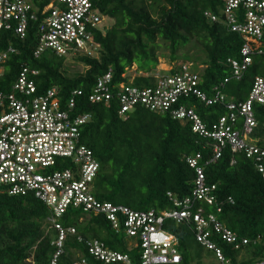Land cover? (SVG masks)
<instances>
[{
    "label": "trees",
    "instance_id": "16d2710c",
    "mask_svg": "<svg viewBox=\"0 0 264 264\" xmlns=\"http://www.w3.org/2000/svg\"><path fill=\"white\" fill-rule=\"evenodd\" d=\"M94 6L102 16L112 19L110 26L104 25L105 29L92 30L98 44L94 56H58L50 49L34 56L38 45L34 20L28 23L23 38L0 29V50L9 45L17 50L8 58L0 87L8 91L24 65L39 71L34 77L37 91L43 93L55 86L62 105L71 90H80L70 114H91L81 128L80 141L98 163L93 193L99 201L135 210L175 208L167 193L176 199L190 195L196 173L186 158L200 154L197 165L203 167L206 182L216 187V202L203 204L205 210L213 212L225 227L236 232L238 242L243 238L247 242L235 249L216 234L212 240L222 249L229 264L264 260V171L258 170L254 158L225 148L218 159L206 163L211 141L192 132L190 122L141 105L121 116L115 98L107 103L88 101L97 77L109 68L113 83L128 82L131 74L127 70L137 64L143 74L134 76L132 84L152 86L159 54L169 62L180 60L178 64H189L200 78L198 87L208 96L216 86L226 100L242 102L254 78L259 76L264 80V53H251V62L241 78L230 77L232 70L227 59L240 60L244 37L228 25L223 0H94ZM205 12L215 15L216 20L212 21ZM67 59L81 63L84 70L69 73ZM172 68L169 72L176 70ZM226 77L228 81L224 82ZM182 100L186 107L195 109L207 126L226 111L221 103L205 105L195 96ZM252 109L256 125L250 135L251 144L264 149V105L254 104ZM51 211L32 195L0 192V264H28L27 261L51 264L58 236V230L49 220ZM55 222L63 228H74L73 233L64 237L56 264H75L81 257L88 264H103L88 253L86 241L92 239L109 249L128 253L139 264L138 247L129 249L133 238L125 236L122 228L113 230L102 214H85L68 207ZM193 226L172 219H165L162 225L178 240L179 264H212L204 260L209 256L196 241Z\"/></svg>",
    "mask_w": 264,
    "mask_h": 264
},
{
    "label": "built area",
    "instance_id": "2783aa9c",
    "mask_svg": "<svg viewBox=\"0 0 264 264\" xmlns=\"http://www.w3.org/2000/svg\"><path fill=\"white\" fill-rule=\"evenodd\" d=\"M223 1L228 25L244 37L240 60L227 59L232 70L230 77L238 80L251 62V53H264V0ZM205 15L216 20L215 15L208 12ZM104 18L94 6V0H0V29L23 38L28 23L37 21L38 45L34 56L44 49L65 57L96 55L98 44L94 42L92 30L105 29L104 24L99 27ZM16 52L11 45L0 50V83L8 58ZM189 66L178 64L171 67L176 69L174 72H169L170 68L154 75L152 86L133 85V78L113 83V72L109 68L97 77L88 101L107 103L115 98L121 116L141 105L150 111L165 112L188 121L192 132L211 141V154L206 163L218 159L228 148L231 153L241 152L254 158L258 170L263 172L264 149L251 144L250 135L256 125L253 105H264V80L256 76L246 99L236 103L226 100L216 86L208 96L198 87L200 78ZM38 73L37 69L22 65L8 91L0 87V192L32 195L52 210L49 220L58 230V236L51 264H56V257L62 253L66 234L74 232L73 227L63 228L55 222L68 207L78 208L85 214H102L116 232L122 228L125 236L133 238L129 249L138 247L139 264H179L181 261L176 236L162 227L165 219L193 223L196 241L212 251L220 264L230 263L212 235L233 244L235 249L247 240L243 238L238 242L236 232L225 227L213 212L205 210L203 204L216 202V187L206 182L203 167L197 165L200 154L186 158L196 173L190 195L176 199L167 193L175 208L135 210L99 201L93 193L98 163L91 150L80 141L81 128L91 114H70L80 90H71L62 105L55 86L43 93L37 91L34 77ZM223 81H228V77ZM188 96H195L205 105L221 103L226 111L207 126L192 106L186 107L182 98ZM219 210L217 207L216 211ZM86 245L88 253L103 264H135L128 253L109 249L97 239L86 241ZM75 264L88 262L81 257ZM251 264H264V260Z\"/></svg>",
    "mask_w": 264,
    "mask_h": 264
},
{
    "label": "rangeland",
    "instance_id": "374dc122",
    "mask_svg": "<svg viewBox=\"0 0 264 264\" xmlns=\"http://www.w3.org/2000/svg\"><path fill=\"white\" fill-rule=\"evenodd\" d=\"M108 25L110 26L112 24V19L108 18V17H105L104 20H102V24L101 25ZM159 51H156V53L158 54ZM191 52V51H190ZM168 53V52H166ZM157 60H158V63H157V66L154 68V74L155 75H159V74H162V73H165L166 71H168L173 65L176 66V64L178 65V63L180 62V60H176L174 62H169L167 58L165 57H161L157 56ZM67 62V67L69 69V73H72V72H82L84 70V67L82 66L81 63L75 61V60H72V59H67L66 60ZM137 64H133L130 68H128V73L131 74L130 75V79H132L134 76L136 75H140V73L142 71H139L136 67ZM143 74V73H142ZM129 79V80H130ZM131 241V239H130ZM204 253L207 255L208 253V256L209 257H205L204 260L208 262H211L212 264H219L218 260L214 257V255L212 254L211 251H208L206 248H204ZM205 256V255H204ZM203 256V257H204ZM207 258V259H206Z\"/></svg>",
    "mask_w": 264,
    "mask_h": 264
},
{
    "label": "water",
    "instance_id": "95a60500",
    "mask_svg": "<svg viewBox=\"0 0 264 264\" xmlns=\"http://www.w3.org/2000/svg\"><path fill=\"white\" fill-rule=\"evenodd\" d=\"M27 263H28V264H32V262H31V261H27Z\"/></svg>",
    "mask_w": 264,
    "mask_h": 264
},
{
    "label": "clouds",
    "instance_id": "9594fccd",
    "mask_svg": "<svg viewBox=\"0 0 264 264\" xmlns=\"http://www.w3.org/2000/svg\"><path fill=\"white\" fill-rule=\"evenodd\" d=\"M140 74H142V73H140Z\"/></svg>",
    "mask_w": 264,
    "mask_h": 264
}]
</instances>
